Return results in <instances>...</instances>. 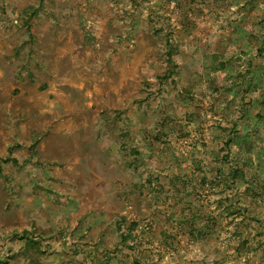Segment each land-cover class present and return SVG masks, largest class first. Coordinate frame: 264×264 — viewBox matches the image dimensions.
Returning <instances> with one entry per match:
<instances>
[{"label":"rangeland","instance_id":"374dc122","mask_svg":"<svg viewBox=\"0 0 264 264\" xmlns=\"http://www.w3.org/2000/svg\"><path fill=\"white\" fill-rule=\"evenodd\" d=\"M0 166V264H264V0H0Z\"/></svg>","mask_w":264,"mask_h":264},{"label":"trees","instance_id":"16d2710c","mask_svg":"<svg viewBox=\"0 0 264 264\" xmlns=\"http://www.w3.org/2000/svg\"><path fill=\"white\" fill-rule=\"evenodd\" d=\"M15 162H17V159L14 157ZM2 173L1 166H0V174Z\"/></svg>","mask_w":264,"mask_h":264}]
</instances>
